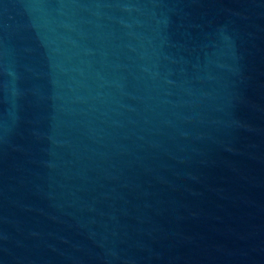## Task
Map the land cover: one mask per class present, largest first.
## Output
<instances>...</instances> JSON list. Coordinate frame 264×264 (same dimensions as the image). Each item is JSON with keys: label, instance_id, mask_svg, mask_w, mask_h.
<instances>
[{"label": "water", "instance_id": "obj_1", "mask_svg": "<svg viewBox=\"0 0 264 264\" xmlns=\"http://www.w3.org/2000/svg\"><path fill=\"white\" fill-rule=\"evenodd\" d=\"M0 264H264V0H0Z\"/></svg>", "mask_w": 264, "mask_h": 264}]
</instances>
